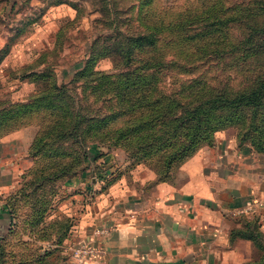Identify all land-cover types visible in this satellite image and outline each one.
Here are the masks:
<instances>
[{
	"label": "rangeland",
	"instance_id": "1",
	"mask_svg": "<svg viewBox=\"0 0 264 264\" xmlns=\"http://www.w3.org/2000/svg\"><path fill=\"white\" fill-rule=\"evenodd\" d=\"M140 36L157 43L136 57ZM260 83L264 0H0V139L12 137L0 141V182L13 173L0 184V264L81 259L83 242L64 244L77 217L63 208L80 189L65 185L87 169L110 185L140 166L155 188L160 155L141 159V146L157 133L128 130L186 134L211 99ZM140 113L152 120H131Z\"/></svg>",
	"mask_w": 264,
	"mask_h": 264
},
{
	"label": "crops",
	"instance_id": "2",
	"mask_svg": "<svg viewBox=\"0 0 264 264\" xmlns=\"http://www.w3.org/2000/svg\"><path fill=\"white\" fill-rule=\"evenodd\" d=\"M139 169L133 179L120 175L110 185L87 169L65 185L80 191L63 203V208L70 203L73 209L65 212L77 217L64 244L74 240L104 250L68 264H264L257 245L258 233L264 236V152L241 145L236 129L217 131L213 146H202L175 169L171 181L155 188L147 185L154 174L139 176ZM12 174L0 184H12ZM249 222L258 226L254 238L232 239L233 231L247 229ZM9 225L0 199V232ZM104 227L110 235L95 233Z\"/></svg>",
	"mask_w": 264,
	"mask_h": 264
},
{
	"label": "trees",
	"instance_id": "3",
	"mask_svg": "<svg viewBox=\"0 0 264 264\" xmlns=\"http://www.w3.org/2000/svg\"><path fill=\"white\" fill-rule=\"evenodd\" d=\"M135 47L131 48L130 52L141 56L147 52V48L156 46L155 38H146L140 36L135 40ZM110 53L103 54L107 56ZM134 58V57H133ZM156 102L155 104H159ZM161 104V103H160ZM159 104V105H160ZM157 106V105H156ZM264 83L258 84L254 88H250L244 92H240L236 97L223 98L222 96L214 97L208 102V107L204 112H199L198 116L194 115L196 119L192 122L191 127L195 124V129H190V126H185L182 134L181 127L173 130L172 133H164L160 129L153 130L152 128L132 129L128 130L127 135L144 136L151 138L158 137L155 140L150 139L146 141L141 147L145 150V155L141 159H149L154 154L160 155L162 163V170L165 171L163 175V182L171 181L173 173L177 167L191 158L204 145L213 146L215 144V134L217 131L228 127H235L238 129L239 143L250 144L258 152H264ZM148 112V111H146ZM152 113V112H151ZM165 113L159 114V120H167ZM131 120H143V114L140 113L139 118L136 114H132ZM156 118V119H158ZM152 117L143 120L150 122ZM247 124V127L245 125ZM159 126L162 127V124ZM189 137V138H188ZM188 138V139H187ZM247 229L233 231L232 239L236 237L254 238V229L258 227L255 223H247ZM67 232V229L64 228ZM66 234H69L68 232ZM65 232L60 239H65ZM258 247L264 257V236L258 233ZM263 240V243H262ZM59 242V241H58Z\"/></svg>",
	"mask_w": 264,
	"mask_h": 264
},
{
	"label": "built area",
	"instance_id": "4",
	"mask_svg": "<svg viewBox=\"0 0 264 264\" xmlns=\"http://www.w3.org/2000/svg\"><path fill=\"white\" fill-rule=\"evenodd\" d=\"M111 229L104 227V228H98L95 233L98 235H105L108 236L110 235ZM75 254L78 257L81 258H95L100 255L104 254V250L100 249L97 246L91 245V244H83V246H79L75 249Z\"/></svg>",
	"mask_w": 264,
	"mask_h": 264
}]
</instances>
